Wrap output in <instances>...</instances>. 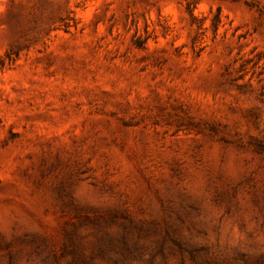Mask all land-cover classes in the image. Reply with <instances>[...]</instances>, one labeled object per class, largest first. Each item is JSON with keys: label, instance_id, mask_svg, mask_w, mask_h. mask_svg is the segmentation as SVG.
Masks as SVG:
<instances>
[{"label": "rangeland", "instance_id": "rangeland-1", "mask_svg": "<svg viewBox=\"0 0 264 264\" xmlns=\"http://www.w3.org/2000/svg\"><path fill=\"white\" fill-rule=\"evenodd\" d=\"M0 264H264V0H0Z\"/></svg>", "mask_w": 264, "mask_h": 264}]
</instances>
